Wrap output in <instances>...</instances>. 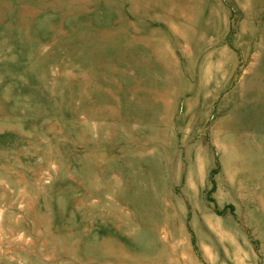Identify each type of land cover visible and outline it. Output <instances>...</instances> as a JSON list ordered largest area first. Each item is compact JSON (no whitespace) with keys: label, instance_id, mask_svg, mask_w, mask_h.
<instances>
[{"label":"rangeland","instance_id":"1","mask_svg":"<svg viewBox=\"0 0 264 264\" xmlns=\"http://www.w3.org/2000/svg\"><path fill=\"white\" fill-rule=\"evenodd\" d=\"M0 264H264V0H0Z\"/></svg>","mask_w":264,"mask_h":264}]
</instances>
